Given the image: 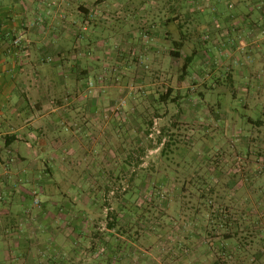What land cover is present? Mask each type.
I'll return each mask as SVG.
<instances>
[{"label": "crops", "instance_id": "1", "mask_svg": "<svg viewBox=\"0 0 264 264\" xmlns=\"http://www.w3.org/2000/svg\"><path fill=\"white\" fill-rule=\"evenodd\" d=\"M104 6L125 19L93 21L84 42L81 24ZM145 31L150 41L142 39ZM262 31L264 0H0V264H11L19 252L10 244L17 239L14 230L30 227L28 194L45 184L44 174L74 173L87 156L106 160L110 136L124 128L119 118L108 117L123 97L121 89L117 95L101 84L84 94L90 81L114 78L108 71L113 65L128 80L144 79L141 57L154 88L180 60L174 65L183 63V82L166 94L167 105L173 99L185 119L204 114L218 128L243 125L253 130L250 141L253 132L264 130ZM177 49L179 58L173 54ZM212 60L215 68L204 66ZM195 72L192 93L184 84ZM129 99L125 110H138L137 95ZM237 101L239 107L232 105ZM123 157L120 153L121 164ZM52 254L19 262L59 264L49 259ZM24 255L34 257L31 251Z\"/></svg>", "mask_w": 264, "mask_h": 264}, {"label": "rangeland", "instance_id": "2", "mask_svg": "<svg viewBox=\"0 0 264 264\" xmlns=\"http://www.w3.org/2000/svg\"><path fill=\"white\" fill-rule=\"evenodd\" d=\"M115 10L109 14L104 6L94 12L101 16L93 14L83 21L82 33L88 22L83 41L93 21L125 19ZM141 36L151 39L148 31ZM139 59L145 80H128L113 65L108 71L114 78L88 83L87 95L101 84L117 95L121 89L123 97L108 117L119 118L124 128L109 135L113 139L109 138L106 160L104 155L87 156L74 173L44 174L45 184L28 194L30 227L14 230L17 241L10 244L19 252L11 264L52 252L49 259L59 264H264V130L253 132L249 141L253 130L243 125L218 128L204 114L197 120L185 119L184 113L174 110L173 99L166 103V94L183 82V63L174 65L182 61L174 62L167 80L153 88L147 65ZM204 66L215 68V60ZM196 72L183 83L192 93L198 86ZM135 95L138 110L126 111ZM232 105L240 106L238 101ZM211 115L215 117V111ZM219 116L225 118L226 113ZM220 135L225 141H216ZM221 208L229 212L236 240L226 241L223 227L207 234L215 210ZM27 251L34 257H25Z\"/></svg>", "mask_w": 264, "mask_h": 264}, {"label": "trees", "instance_id": "3", "mask_svg": "<svg viewBox=\"0 0 264 264\" xmlns=\"http://www.w3.org/2000/svg\"><path fill=\"white\" fill-rule=\"evenodd\" d=\"M173 54H174V57H180V55H179L180 52L178 49L175 52H173ZM169 93L170 92H168L167 95ZM211 214H213V212H211ZM214 216H215L214 221H211L209 223L208 228L206 229L207 234L210 235L211 231L215 230V232H216L217 230H219V228L223 227L224 232L226 233V234H224V236L226 238L225 240L226 241L236 240L237 236L234 234V232H233L234 230H233V228H231V226H232L231 221L228 218L229 212H225L222 208H221V210L217 209V210H215Z\"/></svg>", "mask_w": 264, "mask_h": 264}, {"label": "built area", "instance_id": "4", "mask_svg": "<svg viewBox=\"0 0 264 264\" xmlns=\"http://www.w3.org/2000/svg\"><path fill=\"white\" fill-rule=\"evenodd\" d=\"M86 23L87 24H83V26H82V31H84L83 33H86L88 31V22H86ZM83 33L80 36L82 39L85 37V35ZM261 37L264 40V31L261 32ZM15 44L16 45H19L20 44V41L18 39L15 40Z\"/></svg>", "mask_w": 264, "mask_h": 264}]
</instances>
